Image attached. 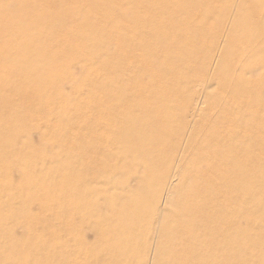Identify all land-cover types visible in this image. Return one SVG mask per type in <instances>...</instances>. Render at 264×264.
I'll return each instance as SVG.
<instances>
[{
	"label": "rangeland",
	"instance_id": "374dc122",
	"mask_svg": "<svg viewBox=\"0 0 264 264\" xmlns=\"http://www.w3.org/2000/svg\"><path fill=\"white\" fill-rule=\"evenodd\" d=\"M263 108L264 0H0V264H264Z\"/></svg>",
	"mask_w": 264,
	"mask_h": 264
},
{
	"label": "bare ground",
	"instance_id": "6f19581e",
	"mask_svg": "<svg viewBox=\"0 0 264 264\" xmlns=\"http://www.w3.org/2000/svg\"><path fill=\"white\" fill-rule=\"evenodd\" d=\"M36 13V12H35ZM158 14V13H157ZM199 18V17H198ZM195 20V19H194ZM205 21V20H204ZM145 25V24H144ZM264 109V108H263ZM102 121V120H101Z\"/></svg>",
	"mask_w": 264,
	"mask_h": 264
}]
</instances>
